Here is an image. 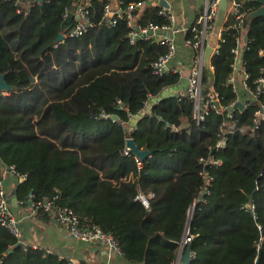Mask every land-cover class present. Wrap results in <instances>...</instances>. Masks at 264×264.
Here are the masks:
<instances>
[{"label":"trees","instance_id":"trees-1","mask_svg":"<svg viewBox=\"0 0 264 264\" xmlns=\"http://www.w3.org/2000/svg\"><path fill=\"white\" fill-rule=\"evenodd\" d=\"M83 1L94 26L69 37L75 18L63 15L77 0L25 7L0 0V73L12 87L0 93V165L25 176L17 200L26 205L58 193L57 203L82 225L110 233L130 264H172L193 208L188 264H264V124H253L264 98L250 94L264 77V16L246 28L228 16L210 58L213 71L205 67L202 76L220 109L196 124L188 99L163 96L179 77L151 72L165 47L130 44L124 21L111 28L101 23L106 0ZM243 6L252 12L260 5ZM157 12L144 7L136 24H162ZM239 40L248 77L242 101L251 105L235 107L229 118L228 108L240 99L228 83ZM149 96L158 98L153 115L138 119L130 134L139 150L152 152L138 168L132 155H122L123 124ZM220 138L225 145L215 149ZM209 157L221 165L200 163ZM138 194L152 196L147 209L134 200ZM0 262L67 264L51 253L23 251L1 227Z\"/></svg>","mask_w":264,"mask_h":264},{"label":"built area","instance_id":"built-area-1","mask_svg":"<svg viewBox=\"0 0 264 264\" xmlns=\"http://www.w3.org/2000/svg\"><path fill=\"white\" fill-rule=\"evenodd\" d=\"M78 2L73 4V9L66 8L63 18L67 19L70 14L75 18V26L68 33L69 37H79L83 35L89 28H92L94 24L90 20L89 10L87 4L83 0H77ZM127 0H106L103 7L101 23L107 27H114L119 21H124L126 27L129 29V41L130 44H134L137 40H151L154 43L164 46L166 51L163 55H160L152 64L151 72L153 75L161 77L168 74H173L179 77V84L164 91L163 96L174 97L178 100L188 99L192 105V118L196 124L203 122L206 117L212 112H218L220 109L217 95L212 88L206 90L202 84L203 69L210 67V61L206 65L204 59L205 48L208 47L206 43L207 34L214 28L215 21L220 12L221 0H204L203 9L199 16L188 26L178 24L175 14L168 6H161L162 2L168 0H133L126 2ZM246 1V0H243ZM242 0H226L227 13L226 20L229 15H232L239 26H243V22L247 13L250 12V8H244ZM168 4V2H167ZM153 5L158 8V16L164 19V22L160 25L149 23L145 26H138L136 24L137 12L141 11L144 7ZM224 10V11H225ZM226 22V21H225ZM223 30H226L223 26ZM182 37V43L190 48L193 52V58L191 64L188 67H174L171 65L177 49L178 37ZM218 45L212 48L210 58L213 53L217 52ZM243 51V44L240 40L237 42V46L232 50L235 57V63L233 65L234 72L239 71L241 73V87L243 91H248L246 80L247 75L243 68L241 56ZM264 55L263 51L259 52ZM237 64L239 67L237 68ZM211 68V67H210ZM212 69V68H211ZM264 73V70H263ZM228 83L233 86V90L237 92L235 86L234 74L228 79ZM257 88L254 92H251L253 99L259 97L264 98V77L259 78L257 81ZM6 94V93H1ZM158 101V98L149 96L147 101L144 102L143 108L139 113L134 116L128 115V122L123 124L126 131V140L132 139L130 134L136 130V121L143 117H151L153 115L152 108ZM242 103V107L247 108L251 105L250 101H237ZM236 102V103H237ZM236 103L232 104L229 108L236 107ZM218 104V107L216 106ZM228 108V109H229ZM231 111V112H232ZM228 112V117L231 118V112ZM106 119L108 116L101 115ZM264 124V102L260 105L259 109L254 113L253 124L258 127L260 124ZM225 138H220L216 143L215 149H220L225 145ZM124 156L132 155L138 168H141L142 163L129 148L126 147L122 152ZM200 163L206 166L209 164L219 166L221 162L215 160L212 157L207 159L201 158ZM0 227L7 231L18 244H21L23 251L29 249L36 251H44L50 253L48 250L41 248L35 244H24L22 242V234L19 227V220L13 216L10 212L8 195L4 187V175L10 173L16 176L20 182L25 180V176H19L15 173L12 166L0 165ZM204 178L207 181L208 177L206 173ZM205 192V190H204ZM151 195L138 194L134 200L138 201L142 206L147 209L149 207V200ZM59 194L56 193L49 198H42L34 203H30L33 213H42L52 216L55 221L73 238L86 243H97L107 247L113 253L122 256V253L118 246V241L107 232H104L101 227L97 225H82L78 218L73 214L72 210L57 203ZM202 200V199H201ZM199 201V200H198ZM20 205L23 202L19 201ZM192 211L189 214L188 222L186 224L182 239L178 242V254L172 264H182V257L185 249L190 245L192 235L189 231V223L192 216ZM193 258V253L190 252V259ZM1 264V262H0ZM67 264H88V263H75L72 260H67Z\"/></svg>","mask_w":264,"mask_h":264},{"label":"crops","instance_id":"crops-1","mask_svg":"<svg viewBox=\"0 0 264 264\" xmlns=\"http://www.w3.org/2000/svg\"><path fill=\"white\" fill-rule=\"evenodd\" d=\"M168 5L176 16L178 24L188 26L194 22L203 9L204 0H168ZM227 10H220L214 28L207 34L206 43L213 48L218 45L222 28L226 21ZM178 49L172 59L174 67H188L193 58V52L182 43V37L177 39ZM207 65V64H206ZM208 66V65H207ZM209 67V72L212 73ZM235 86L238 101H242L241 73L235 72ZM242 98V99H241ZM4 187L8 195L10 212L19 220V227L24 244H35L48 250L59 259L72 260L75 263L88 264H130L107 247L97 243H86L73 238L55 219L47 214L33 213L30 204L20 205L15 191L20 180L7 173L3 177Z\"/></svg>","mask_w":264,"mask_h":264},{"label":"water","instance_id":"water-1","mask_svg":"<svg viewBox=\"0 0 264 264\" xmlns=\"http://www.w3.org/2000/svg\"><path fill=\"white\" fill-rule=\"evenodd\" d=\"M20 3H25V4H43L44 2H47L49 0H18ZM250 2H255L258 3L260 6L256 10L250 12L247 16V18L243 22V28H246L247 24L249 21H251L254 18L264 16V0H246ZM226 0H221L220 1V9L222 11L225 10L226 8ZM161 6H168L167 2H162ZM62 39V36H58L57 41H60ZM212 52V48L206 47L204 51V61L206 64L209 63L210 61V54ZM239 65L237 64V68ZM5 75L0 73V93H7L12 90V87L9 86L5 80H4ZM218 107V104H216ZM236 107L242 108V103L237 102ZM229 112L232 111V108L228 109ZM113 119H116L114 116ZM126 147L130 149V151L140 160H144L145 158L149 157L152 152H148L146 150H139L137 146L135 145L134 141L132 139L126 140ZM204 194V190L201 192V196L198 197V200L200 201L202 199V195ZM18 246H21V244H18ZM190 261V246H187L184 252V255L182 257V264H188ZM256 263H258V259L256 260Z\"/></svg>","mask_w":264,"mask_h":264},{"label":"rangeland","instance_id":"rangeland-1","mask_svg":"<svg viewBox=\"0 0 264 264\" xmlns=\"http://www.w3.org/2000/svg\"><path fill=\"white\" fill-rule=\"evenodd\" d=\"M23 4V7H25V5H27V4H25V3H22Z\"/></svg>","mask_w":264,"mask_h":264}]
</instances>
